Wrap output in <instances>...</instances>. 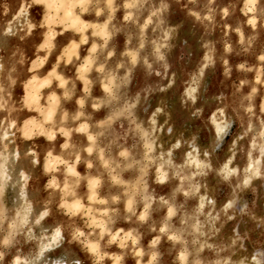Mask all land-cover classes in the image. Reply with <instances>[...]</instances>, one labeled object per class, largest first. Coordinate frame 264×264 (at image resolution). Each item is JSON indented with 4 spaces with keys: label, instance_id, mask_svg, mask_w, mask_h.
I'll return each instance as SVG.
<instances>
[{
    "label": "rangeland",
    "instance_id": "obj_1",
    "mask_svg": "<svg viewBox=\"0 0 264 264\" xmlns=\"http://www.w3.org/2000/svg\"><path fill=\"white\" fill-rule=\"evenodd\" d=\"M0 16V264H264V0H0Z\"/></svg>",
    "mask_w": 264,
    "mask_h": 264
},
{
    "label": "bare ground",
    "instance_id": "obj_2",
    "mask_svg": "<svg viewBox=\"0 0 264 264\" xmlns=\"http://www.w3.org/2000/svg\"><path fill=\"white\" fill-rule=\"evenodd\" d=\"M26 14V13H25ZM7 18V17H6ZM2 19H4L3 17L0 16V37L2 35L1 32L4 33H9L10 32V27L8 25H5L2 23ZM7 20V19H5ZM4 21V20H3ZM10 23V22H9ZM22 23V22H21ZM11 24V23H10ZM75 26V25H74ZM79 27V26H78ZM2 29V31H1ZM13 30V29H11ZM12 32V31H11ZM16 34V33H15ZM10 35V34H8ZM7 36V35H5ZM9 37V36H8ZM13 37V36H12ZM18 37V36H16ZM2 39V38H1ZM15 39V38H14ZM16 42V41H15ZM14 42V43H15ZM4 43V42H3ZM1 44V43H0ZM9 44V43H8ZM13 44V43H12ZM16 44V43H15ZM6 46V44H5ZM16 46V45H15ZM9 48V46H8ZM11 48H9L10 50ZM12 50V49H11ZM9 52V51H8ZM7 49L5 47H2L0 45V81L1 79H3L5 76L10 75L12 72L13 67L11 66V63L7 60ZM10 58V57H9ZM8 79V78H7ZM59 79V78H58ZM2 82V81H1ZM0 82V83H1ZM16 100H18V98L16 97ZM18 105H21V103L19 101H16ZM13 106H15L13 104ZM221 113L223 115L222 109H213V112L211 113V116H215L216 113ZM221 117V116H220ZM214 120V119H213ZM214 121H212L213 123ZM253 123V122H252ZM6 124L7 122L3 119L0 121V136L2 138H8L11 135H13L12 133H9L8 131H6ZM9 126L8 128H12V126L14 125V121H9ZM7 124V125H8ZM214 124V123H213ZM254 124V123H253ZM257 124V123H256ZM216 125V124H214ZM250 126V125H248ZM254 126V125H253ZM257 126V125H255ZM35 127V126H34ZM253 128V127H251ZM257 128V127H256ZM26 129V128H24ZM26 131V130H25ZM86 131V130H85ZM258 132V131H257ZM61 133V132H60ZM254 133V132H252ZM258 133H264V127H260V130ZM249 134V133H248ZM257 144V140L255 139H250V141L248 142V144H246L247 148H246V152H245V156H244V160L242 161V163L240 164V166L238 168L235 169H230L229 170H236V173L240 175L243 174V172H251V168H252V163H253V155H254V148ZM257 147V146H256ZM8 152V151H7ZM10 155V154H9ZM0 156H2V151L0 149ZM20 156V152L18 151V149L14 148L12 155H11V160L12 163H16L18 161V158ZM256 156V155H255ZM183 160H185V165H195L196 163H199V158L195 157L193 159H189L187 160V156L185 154L182 155ZM9 156L4 158V160H9ZM1 160V157H0ZM224 161L223 164L227 165L229 160H227V158H223ZM32 161L35 163L36 161H38L36 158H33ZM2 165L1 166V171L0 174H5L8 173V167L6 165L3 164V158L1 160ZM219 163H221V160L218 161ZM190 163V164H189ZM262 163L264 164V158H262ZM199 165V164H198ZM225 169V168H224ZM228 169V168H227ZM16 174H17V182L20 184L19 187V191H18V196L20 197V201L23 204V218L27 219L29 218V216L31 215V212L33 210L32 205L30 200H28V197L26 195V186H28L30 184V180H29V176L27 174V172L25 171V169L22 166H19L15 169ZM254 175V174H253ZM8 176V175H7ZM251 176V175H250ZM4 179V178H3ZM160 183V182H159ZM205 194H203V198L206 196H204ZM207 197V196H206ZM21 205V204H20ZM48 214L47 209H44L42 211H40L38 218L35 220V222H39L40 220L44 219L46 217V215ZM26 224V223H25ZM32 232V231H31ZM62 238V231L58 226H52L49 228H42L41 230V235L39 236V240L40 242L37 244L38 248H37V252L38 253H43L45 251H50L53 250L59 239ZM31 239V238H30ZM40 257V256H39ZM38 260V259H37ZM59 260L54 259L53 262L51 264H57Z\"/></svg>",
    "mask_w": 264,
    "mask_h": 264
}]
</instances>
